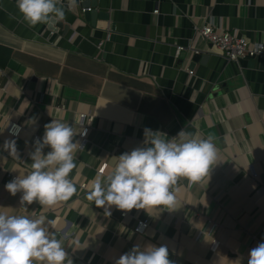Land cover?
<instances>
[{
  "label": "crops",
  "instance_id": "crops-1",
  "mask_svg": "<svg viewBox=\"0 0 264 264\" xmlns=\"http://www.w3.org/2000/svg\"><path fill=\"white\" fill-rule=\"evenodd\" d=\"M63 2L52 30L55 19L30 27L16 0H0V212L55 221L50 231L73 264H115L149 245L167 246L175 264H248L264 242V60L228 61L198 29L213 23L264 43V0H96L95 23L84 0L70 10ZM82 113L92 117L84 145ZM53 119L69 123L80 144L69 176L77 193L51 208L21 207V193L5 184L30 171L29 153ZM10 120L22 126L18 136ZM145 129L211 136L216 163L199 183L180 178L176 209L113 205L107 216L87 200L88 185L103 163L110 171L144 146ZM6 139L19 159L3 149ZM138 219L150 222L144 232L133 230Z\"/></svg>",
  "mask_w": 264,
  "mask_h": 264
},
{
  "label": "clouds",
  "instance_id": "clouds-1",
  "mask_svg": "<svg viewBox=\"0 0 264 264\" xmlns=\"http://www.w3.org/2000/svg\"><path fill=\"white\" fill-rule=\"evenodd\" d=\"M75 5L76 0H67L69 10ZM16 6L30 27L65 18L63 0H16ZM44 128L42 138L35 140L34 150L29 153L30 171L19 173L5 184L11 195L21 193V207L38 202L51 208L77 193L69 178L77 166L75 153L80 144L74 142L76 132L60 119H53ZM144 136V146L120 154L110 171L101 168L88 185L87 200L104 207L107 216L113 205L128 211L161 205L176 209L178 180L185 178L190 185L199 183L216 163L217 149L211 136L196 137L185 129L170 139L151 129H145ZM2 147L19 159L14 139H6ZM45 147L50 149L46 154ZM50 226L54 229L55 221L43 215L0 212V264H73L62 238H57ZM115 264L175 262L169 259L167 246L149 245L143 250L133 246ZM248 264H264V242L250 250Z\"/></svg>",
  "mask_w": 264,
  "mask_h": 264
},
{
  "label": "built area",
  "instance_id": "built-area-1",
  "mask_svg": "<svg viewBox=\"0 0 264 264\" xmlns=\"http://www.w3.org/2000/svg\"><path fill=\"white\" fill-rule=\"evenodd\" d=\"M86 10H91V7H84L83 11ZM158 12V10H155ZM199 33L207 39L213 47L218 49L223 56L226 57L228 61H236L238 62L242 58H248V57H257V58H264V43L263 42H257V43H252L247 38L242 36L238 30L232 31L229 29H225L221 26H218L213 23H206L203 26H201L198 29ZM184 46L178 45L176 49V55H179L182 51ZM191 74L194 73V70L189 71ZM87 118V114L82 113L81 114V125H82V130L80 132V136L82 138V145H84L86 139V136L88 134V131L90 129V124L92 122V117H89V122H85ZM8 131L14 135L18 136L19 133L22 130V126L14 122L12 120L9 121L8 126H7ZM107 164L103 163L98 171L101 168H104L106 170ZM254 176L256 174L254 173ZM15 177H12L14 179ZM180 182V179L178 180V183ZM177 183V184H178ZM85 187L86 184H83ZM123 216L127 215V211L122 212ZM149 220L147 219H138L133 226V230L135 232H144L147 227H149ZM217 226V223L214 222L212 223V229L210 230V234L213 232V229ZM217 243V240H215V244Z\"/></svg>",
  "mask_w": 264,
  "mask_h": 264
},
{
  "label": "water",
  "instance_id": "water-1",
  "mask_svg": "<svg viewBox=\"0 0 264 264\" xmlns=\"http://www.w3.org/2000/svg\"><path fill=\"white\" fill-rule=\"evenodd\" d=\"M83 3L85 5V7H92L91 10H86V15L94 22L99 15L98 10L96 9V0H84ZM55 24H56V20H53V22L51 24L52 30L56 29ZM204 57L205 56H203L202 58H204ZM193 58L195 61L200 59L201 58L200 53H196ZM262 60H264V58H262Z\"/></svg>",
  "mask_w": 264,
  "mask_h": 264
}]
</instances>
